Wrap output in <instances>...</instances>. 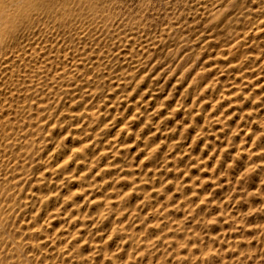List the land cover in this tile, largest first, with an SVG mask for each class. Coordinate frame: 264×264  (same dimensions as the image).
Here are the masks:
<instances>
[{
    "label": "rangeland",
    "instance_id": "1",
    "mask_svg": "<svg viewBox=\"0 0 264 264\" xmlns=\"http://www.w3.org/2000/svg\"><path fill=\"white\" fill-rule=\"evenodd\" d=\"M25 4L0 23V110L6 109L0 111V142L4 141L0 143V264H206V260L207 264H264V0H26Z\"/></svg>",
    "mask_w": 264,
    "mask_h": 264
},
{
    "label": "bare ground",
    "instance_id": "2",
    "mask_svg": "<svg viewBox=\"0 0 264 264\" xmlns=\"http://www.w3.org/2000/svg\"><path fill=\"white\" fill-rule=\"evenodd\" d=\"M25 1H26V0H0V23H1V21H3V20L5 21L4 23H6V20H8L9 18L14 17V15H16V11L14 10L15 7H16V9H18V10H22V9H24L25 6H26ZM42 4H43V3H42ZM229 6H230V5H229ZM216 7H217V6H216ZM82 10H83V9H82ZM90 13H91V12H90ZM214 13H215V12H214ZM214 15H215V14H214ZM42 17H43V16H42ZM5 19H6V20H5ZM9 20H10V19H9ZM9 20H8V21H9ZM260 21H261V20H260ZM9 24H10V23H9ZM33 24H34V22H33ZM3 25H4V24H3ZM3 25H2V26H3ZM13 25H14V24H13ZM31 25H32V24H31ZM34 25H35V24H34ZM34 25H33V26H34ZM59 25H60V24H59ZM15 26H16V25H15ZM33 26H32V27H33ZM5 27H6V26H5ZM30 27H31V26H30ZM32 27H31V28H32ZM50 27H51V26H50ZM50 27H49V28H50ZM3 28H4V27H3ZM7 28H8V27H7ZM13 28H14V27H13ZM63 28H64V27H63ZM258 28H259V27H258ZM260 28H261V27H260ZM262 28H263V27H262ZM0 29H1V31H3V30H2V27H1ZM263 29H264V28H263ZM14 30H16V29H14ZM17 30H18V29H17ZM19 30H20V29H19ZM4 31H5V29H4ZM11 31H12V29H10V32H11ZM258 32H259V31H258ZM259 33H260V32H259ZM0 34H1V32H0ZM17 34H20V33H17ZM256 35H257V34H256ZM254 36H255V35H254ZM14 39H15V38H14ZM16 39H17V38H16ZM254 39H255V38H254ZM15 41H16V40H15ZM17 41H18V40H17ZM17 41H16V42H17ZM58 43H59V42H58ZM60 43H61V42H60ZM14 44H15V42H14ZM63 44H64V43H63ZM17 45H18V43H17ZM2 46H3V45H2ZM5 46H6V45H5ZM12 47H13V46H12ZM12 47H11V49H12ZM36 47H37V45H36ZM18 48H19V47H18ZM43 48H44V47H43ZM30 49H31V48H30ZM235 49H237V48H235ZM44 50H45V49H44ZM238 50H239V49H238ZM31 51H32V50H31ZM58 51H59V50H58ZM58 51H57V52H58ZM16 52H17V51H16ZM28 52H29V51H28ZM28 52H27V53H28ZM32 52H33V51H32ZM45 52H46V51H45ZM239 52H240V50L238 51V53H239ZM8 53H9V52H8ZM14 53H15V52H14ZM17 53H18V52H17ZM17 53H15V54H17ZM11 54H12V53H11ZM7 55H8V54H7ZM13 55H14V54H13ZM20 55L22 56L23 54H20ZM64 55H65V54H64ZM9 56H10V55H9ZM9 56H8V57H9ZM21 56H18V57H21ZM10 57H11V56H10ZM10 57H9V58H10ZM15 57H16V56H15ZM46 57H47V56H46ZM51 57H52V56H51ZM51 57H50V58H51ZM53 57H54V56H53ZM53 57H52V58H53ZM9 58H8V59H9ZM26 58H29V55H28V57H26ZM26 58H25V60H26ZM33 58H34V57H33ZM41 58H42V57H41ZM41 58H40V60H41ZM43 58H44V57H43ZM46 59H47V58H46ZM46 59H45V61H46ZM259 59H260V58H259ZM16 60H17V59H16ZM21 60H22V59H21ZM54 60H55V59H54ZM263 60H264V59H263ZM4 61H5V60H4ZM17 61H18V60H17ZM23 61H24V60H23ZM30 61H31V60H30ZM32 61H33V60H32ZM60 61H61V60H60ZM91 61H92V60H91ZM91 61H90V62H91ZM261 61H262V60H261ZM15 62H16V61H15ZM15 62H14V63H15ZM24 62H25V61H24ZM28 62H29V61H28ZM53 62H54V61H53ZM53 62H52V63H53ZM58 62H59V61H58ZM94 62H96V61H94ZM0 63L2 64L3 62L1 61ZM14 63H13V64H14ZM22 63H23V62H21V64H22ZM44 63H45V62H44ZM60 63H61V62H60ZM1 64H0V66H1ZM15 64H16V63H15ZM21 64H20V65H21ZM25 64H26V63H25ZM37 64H38V63H37ZM37 64H36V66H37ZM47 64H48V63H47ZM94 64H95V63H93V65H94ZM8 65H9V64H8ZM10 65H11V63H10ZM31 65H32V64H31ZM31 65L28 64L27 66H31ZM59 65H60V64H59ZM63 65H64V64H63ZM46 66H47V65H46ZM53 66H54V65H53ZM7 67L9 68V66H7ZM7 67H5V68H7ZM12 67H14V66H12ZM22 67H23V66H22ZM41 67H43V66H41ZM1 68H2V67H1ZM46 68H47V67H46ZM52 68H54V67H52ZM57 68H59V67H57ZM92 68H93V67H92ZM3 69H4V68H3ZM12 69H13V68H12ZM19 69H20V68H19ZM26 69H28V68H26ZM7 70H10V69H7ZM16 70H17V69H16ZM36 70H37V68H36ZM56 70H57V69H56ZM1 71H2V70H1ZM11 71H12V70H11ZM14 71H15V70H14ZM21 71H22V70H20V73H21ZM26 71H27V70H26ZM42 71H43V70H42ZM50 71H53V69L50 70ZM58 71H59V70H58ZM64 71H65V70H64ZM244 71H245V70H244ZM15 72H16V71H15ZM22 72H23V71H22ZM31 72H32V71H31ZM43 72H44V71H43ZM65 72H66V71H65ZM0 73H2V72H0ZM18 73H19V72H18ZM49 73H50V72H49ZM59 73H62V72H59ZM13 74H14V72H13ZM23 74H24V73H23ZM30 74H31V73H30ZM30 74H29V76H30ZM33 74H34V72H33ZM33 74H31V75H33ZM37 74H38V73H36L35 75L37 76ZM42 74H43V73H42ZM51 74H52V73H51ZM51 74H50V75H51ZM54 74H55V73H54ZM65 74H66V73H65ZM65 74H64V75H65ZM5 75L7 76V73H5ZM50 75H49V76H50ZM58 75H60V74H58ZM62 75H63V74H62ZM70 75H71V74H70ZM85 75H86V74H85ZM145 75H146V74H145ZM179 75H180V74H179ZM8 76H9V74H8ZM25 76H27V74H26ZM25 76H24V77H25ZM53 76H54V75H53ZM55 76H56V75H55ZM95 76H96V75H95ZM235 76H237V75H235ZM3 77H4V76H3ZM12 77H13V75H12ZM15 77H16V76H15ZM15 77H14V78H15ZM20 77H21V76H20ZM24 77H22V78H24ZM41 77H43V75H42ZM57 77L59 78V76H57ZM62 77H63V76H62ZM67 77H70V76H67ZM67 77H66V78H67ZM71 77H72V76H71ZM71 77H70V79H71ZM7 78H8V77H7ZM22 78H21V80H22ZM31 78L33 79L32 76H31ZM51 78H53V77H51ZM66 78H65V79H66ZM153 78H154V77H153ZM1 79H2V78H1ZM3 79H4V78H3ZM26 79H27V78H26ZM41 79H42V78H41ZM48 79H49V78H48ZM48 79H47V80H48ZM55 79H56V77H54V81H55ZM13 80H14V79H13ZM15 80H16V79H15ZM6 81H7V80H6ZM26 81H28V80H26ZM34 81H35V80H34ZM34 81H33V82H34ZM44 81H46V79H45ZM56 81H57V80H56ZM64 81H65V80H64ZM1 82H2V81H1ZM9 82H10V80H9ZM50 82H51V81H50ZM59 82H60V81H59ZM15 83H16V82H15ZM25 83H26V82H25ZM48 83H49V81H48ZM53 83H55V82H53ZM0 84H1V83H0ZM4 84H5V83H4ZM11 84H12V83H11ZM11 84H10V86H11ZM20 84H22V83L20 82ZM34 84H35V83H34ZM34 84H33V85H34ZM51 84H52V83H51ZM63 84H64V83H63ZM6 85H7V84H6ZM15 85H16V84H15ZM39 85H40V84H39ZM58 85H59V83H58ZM2 86H3V85H2ZM36 86H37V85H36ZM41 86L44 87V85H41ZM41 86H40V87H41ZM53 86H54V85H53ZM69 86H70V85H69ZM69 86H68V87H69ZM71 86H72V84H71ZM8 87H9V85H8ZM17 87H18V86H17ZM24 87H25V85H24ZM24 87H23V88H24ZM45 87L47 88V86H45ZM45 87H44V88H45ZM55 87H56V86H55ZM77 87H78V86H77ZM77 87H76V88H77ZM12 88H13V87H12ZM14 88H15V87H14ZM27 88H29V87H27ZM27 88H26V89H27ZM32 88H33V87H32ZM35 88H37V87H35ZM20 89H21V88H20ZM20 89H19V90H20ZM61 89H63V88H61ZM67 89H68V88H67ZM71 89H72V88H71ZM185 89H186V88H185ZM185 89H184V90H185ZM5 90H6V89H5ZM27 90H28V89H27ZM44 90H45V89H44ZM59 90H60V89H59ZM59 90H58V91H59ZM63 90H66V89H63ZM184 90H183V91H184ZM202 90H203V89H202ZM3 91H4V90H3ZM36 91H38V90H36ZM36 91H35V92H32V93H35V94H36ZM41 91H42V90H41ZM41 91H40V92H41ZM47 91H49V90H47ZM56 91H57V90H56ZM68 91H69V89H68ZM6 92H7V91H6ZM8 92H9V91H8ZM24 92H25V91H24ZM30 92H31V91H30ZM10 93H11V91H10ZM41 93H43V92H41ZM41 93H40V94H41ZM57 93H58V92H57ZM62 93H63V92H62ZM67 93H68V92H67ZM71 93H72V92H71ZM71 93H69L68 95H70ZM91 93H92V92H91ZM169 93H170V92H169ZM6 94H7V93H6ZM13 94H14V93H13ZM35 94H34V95H35ZM43 94H44V93H43ZM46 94H47V93H46ZM48 94L50 95L51 93L49 92ZM48 94H47V95H48ZM65 94H66V92H65ZM4 95H5V94H4ZM34 95H33V96H34ZM38 95H39V94H38ZM59 95H60V94H59ZM168 95H169V94H168ZM1 96H2V95H1ZM19 96H20V95H19ZM42 96H43V95H42ZM42 96H41V97H42ZM50 96H51V95H50ZM55 96H56V95H55ZM60 96H61V95H60ZM72 96H73V95H72ZM41 97H38V98H41ZM58 97H59V96H57V98H58ZM61 97H62V96H61ZM65 97H66V96H65ZM75 97H76V96H75ZM30 98H31V97H29V99H30ZM35 98H36V96H35ZM46 98H47V97H46ZM51 98H52V97H51ZM59 98H60V97H59ZM62 98H63V97H62ZM62 98H61V99H62ZM67 98H68V97H67ZM13 99H14V98H13ZM18 99H19V98H18ZM27 99H28V98H27ZM29 99H28V100H29ZM36 99H37V98H36ZM42 99H43V98H42ZM42 99H40V100H42ZM72 99H73V97H72ZM14 100H15V99H14ZM48 100H49V99H48ZM52 100H53V99H52ZM52 100H51V101H52ZM63 100H65V99H63ZM63 100H62V101H63ZM161 100H162V99H161ZM17 101H19V100H17ZM20 101H21V100H20ZM20 101H19V103H20ZM42 101H43V100H42ZM12 102H13V101H12ZM25 102H26V101H25ZM25 102H24V103H25ZM55 102H57V101H55ZM60 102H61V101H60ZM60 102H59V103H60ZM64 102H65V101H64ZM71 102H72V101H71ZM208 102H209V101H208ZM14 103H15V102H14ZM32 103H33V102H32ZM36 103H37V102H36ZM39 103H40V101H39ZM51 103H52V102H51ZM74 103H76V102H74ZM191 103H192V102H191ZM21 104H22V103H21ZM29 104H30V101H29ZM70 104H72V103H70ZM7 105H8V104H7ZM22 105H24V104H22ZM31 105H32V104H31ZM31 105H30V106H31ZM33 105H34V103H33ZM41 105H42V104H41ZM44 105H45V104H44ZM55 105H56V104H55ZM75 105H76V104H75ZM11 106H12V105H11ZM26 106H27V105H26ZM30 106H29V107H30ZM57 106H58V105H57ZM61 106H62V105H61ZM65 106H66V105H65ZM6 107H7V106H6ZM18 107H19V106H18ZM34 107H35V105H34ZM37 107H38V105L36 106V108H37ZM41 107H42V106H41ZM49 107H50V106H49ZM71 107H73V106H71ZM71 107H70V108H71ZM212 107H213V105H212ZM2 108H3V106H2ZM45 108H46V107H45ZM51 108H52V105H51ZM51 108H50V109H51ZM54 108H55V106H54ZM56 108H58V107H56ZM56 108H55L54 110H56ZM65 108H66V107H65ZM11 109H12V108H11ZM17 109H18V108H16V111H17ZM22 109H24V108H22ZM22 109H21V110H22ZM29 109H30V108H29ZM33 109H34V108H33ZM52 109H53V108H52ZM62 109H64V108H62ZM62 109H61V110H62ZM85 109H86V108H85ZM91 109H92V108H91ZM100 109H102V108H100ZM172 109H173V108H172ZM5 110H6V109H5ZM5 110H3V111H5ZM9 110H10V109H9ZM37 110H38V109H37ZM44 110H45V109H44ZM47 110H48V109H47ZM65 110H66V109H65ZM87 110H88V109H86V111H85V110H84V111L87 112ZM89 110H90V109H89ZM89 110H88V111H89ZM0 111H1V110H0ZM3 111H1V113H2ZM27 111H28V110H27ZM33 111H34V110H33ZM59 111H60V110H59ZM78 111H79V110H77V112H78ZM80 111H81V110H80ZM80 111H79V112H80ZM100 111H101V110H100ZM31 112H32V111H31ZM43 112H46V110H45V111H42V113H43ZM55 112H56V111H55ZM55 112H54V113H55ZM72 112H73V111H72ZM74 112H76L75 109H74ZM95 112H96V109H95ZM1 113H0V114H1ZM59 113H60V112H59ZM61 113L63 114V112H61ZM68 113L70 114V112H68ZM81 113H82V112H81ZM91 113H92V112H91ZM11 114H12V113H11ZM11 114H10V115H11ZM18 114H19V113H18ZM30 114H31V113H30ZM45 114H46V113H45ZM57 114H58V112L56 113V115H57ZM64 114H65V113H64ZM73 114H75V113H73ZM84 114H85V113H84ZM87 114H89V113H87ZM95 114H96V113H95ZM101 114H102V113H101ZM23 115H24V114H23ZM23 115H21V116H23ZM39 115H40V114H39ZM49 115H50V113H49ZM56 115H54V116H56ZM71 115H72V114H71ZM71 115H70V116H71ZM80 115L83 116L82 114H80ZM80 115L78 114L77 116H80ZM16 116H17V115H16ZM19 116H20V114H19ZM24 116H25V115H24ZM60 116H62V115H60ZM60 116H58L57 119H59ZM63 116H64V115H63ZM66 116H67V115H66ZM72 116H73V115H72ZM89 116H90V114H89ZM101 116H102V115H101ZM12 117H13V116H12ZM33 117H34V116H33ZM38 117H39V116H38ZM47 117H48V116H47ZM83 117H84V116H83ZM51 118H52V117L50 116L49 121H50ZM54 118H56V117H54ZM54 118H53V119H54ZM61 118H62V117H61ZM68 118H69V117H68ZM74 118H75V116H74ZM98 118H99V117H98ZM100 118H101V117H100ZM191 118H192V117H191ZM240 118H241V117H240ZM9 119H10V118H9ZM39 119H40V118H39ZM78 119H79V118H78ZM81 119H82V118H81ZM83 119H84V118H83ZM11 120H12V119H11ZM27 120H28V119H27ZM33 120H34V119H33ZM72 120H73V119H72ZM72 120H71V121H72ZM85 120H87V119H85ZM89 120H91V119H89ZM92 120H93V119H92ZM94 120H95V118H94ZM97 120H98V119H97ZM257 120H258V119H257ZM257 120H256V121H257ZM263 120H264V119H263ZM5 121H6V120H5ZM21 121H22V118H21ZM25 121H26V120H25ZM25 121H24V122H25ZM29 121H30V120H29ZM49 121L47 120L46 122L48 123ZM59 121H60V120H59ZM64 121H65V120H64ZM69 121H70V120H69ZM76 121H77V119H76ZM79 121H80V120H79ZM79 121H78V122H79ZM81 121H82V120H81ZM99 121H100V120H99ZM7 122H10V120H8ZM13 122H14V121H13ZM33 122H34V121H33ZM57 122H58V121H57ZM65 122H66V121H65ZM101 122H102V121H101ZM159 122H160V121H159ZM18 123H19V122H18ZM21 123H22V122H21ZM27 123H28V122H27ZM27 123H25V124H27ZM29 123H30V122H29ZM38 123H39V121L37 122V124H38ZM50 123H51V122H50ZM52 123H53V122H52ZM58 123H59V122H58ZM67 123H68V122H67ZM70 123H71V122H70ZM74 123H75V122H74ZM86 123H87V122H86ZM91 123H92V122H91ZM237 123H238V122H237ZM237 123H236V125H237ZM2 124H3V122H2ZM4 124H5V123H4ZM16 124H17V123H16ZM22 124H23V123H22ZM22 124H21V125H22ZM40 124H41V123H39V126H41ZM45 124H46V123H45ZM56 124H57V123H56ZM56 124H55V126L57 127L59 124H58V125H56ZM83 124H84V121H83ZM83 124H82V125H83ZM97 124H98V122H97ZM258 124H259V123H258ZM10 125H11V123H10ZM13 125H14V124H13ZM23 125H24V124H23ZM29 125H31V123H30ZM42 125H43V124H42ZM46 125H47V124H46ZM64 125H65V124H64ZM86 125H87V124H86ZM94 125H95V124H94ZM101 125H102V124H101ZM14 126H15V125H14ZM19 126H20V124H19ZM34 126H36V125H34ZM34 126H33V129H34ZM44 126H45V125H44ZM83 126L86 127L85 124H84ZM257 126H259V125H257ZM261 126H262V125H261ZM15 127H16V126H15ZM23 127H25V126H23ZM31 127H32V126H31ZM56 127H55V129H56ZM70 127H71V124H70ZM92 127H94V126H92ZM97 127H98V126H97ZM97 127H95V128H97ZM100 127H101V126H100ZM123 127H124V126H122V129H123ZM5 128H6V127H5ZM21 128H22V127H21ZM36 128H37V127H36ZM40 128H41V127H40ZM42 128H43V127H42ZM49 128H50V127H49ZM80 128H81V127H80ZM80 128H79V129H80ZM98 128H99V127H98ZM98 128H97V129H98ZM120 128H121V127H120ZM252 128H253V127H252ZM254 128H256V127H254ZM13 129H14V128H13ZM24 129H25V128H24ZM29 129H30V128H29ZM47 129H48V128H47ZM55 129H53V130H55ZM61 129H62V128H61ZM72 129H73V128H72ZM88 129H89V128H87V131H88ZM90 129H91V128H90ZM7 130H8V129H7ZM20 130H21V129H20ZM51 130H52V129H51ZM74 130H75V129H74ZM76 130H77V129H76ZM84 130H85V129H84ZM84 130H83V131H84ZM119 130H121V129H119ZM257 130H258V129H257ZM260 130H261V129H260ZM18 131H19V130H18ZM22 131H23V130H22ZM25 131H26V130H25ZM29 131H31V130H29ZM32 131H33V130H32ZM38 131L40 132V130H38ZM38 131H35V132H38ZM64 131H65V130H64ZM69 131H71V130L69 129V130H68V133H70ZM85 131H86V130H85ZM91 131H92V130H91ZM255 131H256V130H255ZM255 131H254V132H255ZM258 131H259V130H258ZM2 132H3V131H2ZM6 132H7V131H6ZM13 132H14V131H13ZM20 132H21V131H20ZM27 132H28V131H27ZM27 132H26V133H27ZM42 132H44V131H42ZM50 132H51V131H50ZM56 132H57V131H56ZM78 132H79V131H78ZM88 132H89V131H88ZM119 132H120V131H119ZM121 132H122V131H121ZM247 132H248V131H247ZM9 133H10V132H9ZM9 133H7V136H8ZM17 133H18V132H17ZM26 133H25V135H26ZM51 133H52V132H51ZM58 133H59V129H58ZM60 133H61V132H60ZM68 133H67V134H68ZM71 133H72V132H71ZM83 133H85V132H83ZM90 133H91V132H90ZM116 133H117V132H116ZM250 133H251V132H250ZM12 134H13V133H12ZM15 134H16V133H15ZM29 134H30L29 136H31V135H32V132H29ZM44 134H45V133H44ZM47 134H48V133H47ZM75 134H76V133H75ZM86 134H88V133H86ZM242 134H243V133H242ZM244 134H245V133H244ZM244 134H243V135H244ZM252 134H253V133H252ZM16 135H18V134H16ZM25 135H23V136H25ZM34 135H35V134H34ZM61 135H62V134H61ZM80 135H81V134H80ZM80 135H79V137H80ZM84 135H85V134H84ZM88 135H89V134H88ZM88 135H87V136H88ZM93 135H94V134H93ZM119 135H120V134H119ZM245 135H246V134H245ZM9 136H10V135H9ZM21 136H22V135H21ZM32 136H33V135H32ZM42 136H43V135H42ZM42 136H41V137H42ZM46 136H47V135H46ZM48 136H49V134H48ZM50 136H51V135H50ZM50 136H49V137H50ZM65 136H66V134H64L63 137H65ZM68 136H69V135H68ZM89 136H90V135H89ZM94 136H95V135H94ZM113 136H114V135H113ZM113 136H112V137H113ZM250 136H251V135H250ZM26 137H27V136H26ZM33 137H34V136H33ZM53 137H54V135H53ZM58 137H59V136H58ZM79 137H78V138H79ZM81 137H82V135H81ZM247 137H248V135H247ZM6 138H7V137H6ZM9 138H11V137H9ZM16 138H17V137H16ZM45 138H47V137H45ZM70 138H72V137H70ZM83 138H84V137H83ZM92 138H93V137H92ZM113 138H115V137H113ZM13 139H14V138H13ZM19 139H20V138H19ZM24 139H25V138H23V140H24ZM36 139H39V138H36ZM40 139H41V138H40ZM43 139H44V138H43ZM47 139H48V138H47ZM47 139H46V140H47ZM60 139H62V138H60ZM74 139H75V138H74ZM88 139H89V138H88ZM88 139H87V140H88ZM97 139H98V138H97ZM118 139H119V137H118ZM243 139H244V138H243ZM250 139H251V138H250ZM7 140H8V139H7ZM31 140H32V139H31ZM34 140H35V138H34ZM54 140H55V139H54ZM67 140H68V139H67ZM69 140H70V139H69ZM75 140H76V139H75ZM75 140H74V141H75ZM109 140H110V139H109ZM126 140H127V139H126ZM244 140H245V139H244ZM244 140H242V141L244 142ZM247 140H248V139H247ZM26 141H27V140H26ZM29 141H30V140H29ZM43 141H44V140H43ZM43 141H42L41 143H43ZM52 141H53V140H52ZM55 141H58V140H55ZM64 141H65V140H64ZM70 141H71V140H70ZM81 141H82V139H81ZM128 141H129V140H128ZM250 141H251V140H250ZM250 141H248V142H250ZM1 142H4L3 139H2ZM1 142H0V143H1ZM9 142H10V141H9ZM9 142H8V143H9ZM12 142H13V140H12ZM20 142H21V141H20ZM30 142H31V141H30ZM34 142H36V141H33V143H34ZM38 142H39V140H38ZM49 142H51L50 139H49ZM49 142H45V143H48V145H49ZM65 142H66V141H65ZM67 142H68V141H67ZM89 142H92V141H89ZM106 142H107V141H106ZM110 142H111V140H110ZM123 142H124V141H123ZM191 142H192V141H191ZM253 142H254V139H253ZM253 142H252V143H253ZM259 142H260V141H259ZM8 143H6V145H7ZM17 143H18V142H17ZM17 143H15V144H17ZM27 143H28V142H27ZM27 143H25V144H27ZM31 143H32V142H31ZM31 143H30L29 145H32ZM51 143H53V142H51ZM63 143H64V142H63ZM77 143L79 144V142H77ZM97 143H98V142H97ZM111 143H112V142H111ZM124 143H125V142H124ZM124 143H123V144H124ZM130 143H131V142H130ZM244 143H245V142H244ZM246 143H247V141H246ZM260 143H261V142H260ZM13 144H14V143H13ZM35 144H36V143H35ZM35 144H34V145H35ZM43 144H44V143H43ZM58 144H59V142H58ZM64 144H65V143H64ZM73 144H75V143H73ZM84 144H85V143H84ZM86 144H87V143H86ZM104 144H107V143H104ZM127 144H128V143H127ZM191 144H192V143H191ZM247 144H248V143H247ZM254 144H256V143H254ZM18 145H19V143H18ZM27 145H28V144H27ZM48 145H46V146H48ZM52 145H54V144H52ZM62 145H63V144H62ZM65 145H66V144H65ZM87 145H88V144H87ZM87 145H86V146H87ZM89 145H91V144H89ZM99 145H100V144H99ZM99 145H98V147H99ZM108 145H109V144H108ZM251 145H252V144H251ZM11 146H12V145H11ZM20 146H22V144H20ZM24 146H25V145H24ZM57 146H58V145H57ZM57 146H55V147H57ZM71 146H73V145H71ZM86 146H85V147H86ZM105 146H106V145H105ZM110 146H111V145H110ZM116 146H117V145H116ZM118 146H119V144H118ZM128 146H130V145L128 144ZM131 146H132V145H131ZM254 146H255V145H254ZM254 146H253V148H254ZM7 147H8V146H7ZM29 147H30V146H29ZM59 147H60V146H59ZM64 147H65V146H64ZM69 147H70V146H69ZM188 147H189V146H188ZM255 147H256V146H255ZM257 147H258V146H257ZM257 147H256V148H257ZM262 147H263V146H262ZM262 147H261V148H262ZM1 148H2V147H1ZM13 148H14V147H13ZM22 148H24V147L22 146ZM33 148H34V147H33ZM43 148H44V147H43ZM51 148H52V147H51ZM70 148H71V147H70ZM76 148H77V147H76ZM106 148H108V147H106ZM240 148H241V147H240ZM256 148H255V149H256ZM6 149H7V148H6ZM6 149H5V150H6ZM15 149H16V148H15ZM54 149H55V148H54ZM66 149H67V148H66ZM79 149H80V148H79ZM84 149H85V148H84ZM88 149H91V148H88ZM108 149H109V148H108ZM250 149H251V148H250ZM257 149H258V148H257ZM16 150H17V149H16ZM51 150H52V149H51ZM69 150H70V149H69ZM95 150H97V148H96ZM253 150H254V149H253ZM13 151H14V150H13ZM21 151H22V150H21ZM28 151H29V150H28ZM41 151H42V150H41ZM48 151H49V150H48ZM56 151H57V149L54 150L53 154L56 155V154H57V153H55ZM58 151H59V150H58ZM58 151H57V152H58ZM66 151H67V150H66ZM70 151H71V150H70ZM84 151H85V150H84ZM97 151H98V150H97ZM108 151H109V150H108ZM118 151H119V150H118ZM0 152H1V151H0ZM2 152H3V151H2ZM43 152H44V150H43ZM43 152H42V153H43ZM63 152H64V151H63ZM79 152H80V151H79ZM79 152H78V153H79ZM89 152H90V151H89ZM123 152H124V151H123ZM238 152H239V151H238ZM254 152H255V151H254ZM7 153H8V150H7ZM31 153H32V152H31ZM47 153H48V152H47ZM51 153H52V152H51ZM51 153H50V155H51ZM80 153H81V152H80ZM90 153H91V152H90ZM90 153H89V154H90ZM106 153H107V152H106ZM119 153H120V152H119ZM258 153H259V151H258ZM258 153H257V155H258ZM12 154H13V153H12ZM64 154H65V153H64ZM70 154H71V153H70ZM70 154H69V155H70ZM91 154H92V153H91ZM93 154L95 155V153H93ZM100 154H101V153H100ZM121 154H122V153H121ZM123 154H125V153H123ZM128 154H129V153H128ZM238 154H239V153H238ZM22 155H23V154H22ZM59 155H60V154H59ZM65 155H66V154H65ZM73 155H74V154H73ZM80 155H81V154H80ZM83 155H84V154H83ZM83 155H82V156H83ZM86 155H87V154H86ZM141 155H142V154H141ZM144 155H145V154H144ZM254 155H255V154H254ZM57 156H58V154L56 155V157H57ZM84 156H85V155H84ZM89 156H90V155H89ZM89 156H88V157H89ZM91 156H92V155H91ZM96 156H99V155H96ZM100 156H101V155H100ZM100 156H99V157H100ZM117 156H118V155H117ZM218 156H219V155H218ZM243 156H244V155H243ZM252 156H253V155H252ZM30 157H32V155H31ZM79 157H80V156H79ZM103 157H104V154H103ZM260 157H261V156H260ZM35 158H36V157H35ZM40 158H42V157H40ZM68 158H69V157H68ZM73 158H74V157H73ZM73 158H71V160H73ZM82 158H83V157H82ZM82 158H81V159H82ZM85 158H87V157H85ZM110 158H111V157H110ZM247 158H248V157H247ZM247 158H246V160H247ZM25 159H27V158H25ZM30 159H31V158H30ZM45 159H46V158H45ZM45 159H44V160H45ZM52 159H53V156H52ZM52 159H51V160H52ZM65 159H66V157H65ZM75 159H76V158H75ZM81 159H80V160H81ZM102 159H103V158H102ZM102 159H101V160H102ZM137 159H138V157H137ZM2 160H3V159H2ZM19 160H20V159H19ZM23 160H24V159H23ZM44 160H43V161H44ZM57 160H58V159H57ZM68 160H69V159H67L66 161H68ZM71 160H70V161H71ZM95 160H96V159H95ZM140 160H141V159H140ZM243 160H244V159H243ZM249 160H250V159H249ZM249 160H248V162H249ZM25 161H26V160H25ZM28 161H29V160H27V163H28ZM40 161H41V160H40ZM52 161H53V160H52ZM73 161H74V160H73ZM76 161H78V160H76ZM92 161H93V160H92ZM104 161H105V160H104ZM113 161H115V160L113 159ZM143 161H144V160H143ZM143 161H142V164L144 165ZM10 162H11V159H10ZM14 162H15V161H14ZM19 162H20V161H19ZM49 162H50V161H49ZM61 162H64V161L62 160ZM110 162H111V161H110ZM250 162H251V161H250ZM17 163H18V162H17ZM56 163H57V162H56ZM65 163H66V162H65ZM67 163H68V162H67ZM72 163H74V162H72ZM78 163H79V162H78ZM13 164L15 165V163H13ZM19 164H20V163H19ZM45 164H47V163L45 162ZM59 164H60V163H59ZM142 164H141V165H142ZM261 164H262V163H261ZM20 165H21V164H20ZM26 165H27V164H26ZM39 165H40V164H39ZM43 165H44V164H43ZM48 165H49V164H48ZM50 165H52V164H50ZM66 165H67V164H66ZM70 165H71V164H70ZM70 165H68V167H69ZM72 165H73V164H72ZM78 165H79V164H78ZM100 165H101V164H100ZM104 165H105V164H104ZM109 165H110V164H109ZM113 165H114V164H113ZM16 166H17V164H16ZM40 166H41V165H40ZM81 166H82V165H81ZM83 166H84V165H83ZM92 166H93V165H91V167H92ZM258 166H260V164H259ZM44 167H45V166H44ZM47 167H49V166H47ZM61 167H63V165H61ZM61 167H60V168H61ZM64 167H65V165H64ZM84 167H87V166L85 165ZM103 167H104V166H103ZM139 167H140V166H139ZM214 167H215V166H214ZM243 167H244V166H243ZM10 168H11V167H10ZM10 168H9V169H10ZM50 168H52V166H51ZM58 168H59V165H58ZM77 168H78V167H77ZM77 168H76V170H77ZM93 168H94V167H93ZM110 168H111V167H110ZM143 168H144V167H143ZM238 168H241V167H238ZM259 168H260V167H259ZM9 169H8V170H9ZM12 169H13V168H12ZM12 169H11V171H12ZM14 169H15V167H14ZM37 169H38V168H37ZM53 169H54V168H53ZM79 169H80V168H79ZM111 169H112V168H111ZM116 169H117V168H116ZM116 169H115V170H116ZM18 170H19V169H17V171H18ZM40 170H41V169H40ZM50 170H51V169H50ZM54 170H55V169H54ZM56 170H57V169H56ZM67 170H68V169H67ZM84 170H85V169H84ZM96 170H97V169H96ZM99 170H100V169H99ZM102 170H103V169H102ZM102 170H101V171H102ZM106 170H108V169L106 168ZM141 170H142V169H141ZM143 170H144V169H143ZM236 170H237V169H236ZM257 170H258V169H257ZM52 171H53V170H52ZM52 171H51V172H52ZM82 171H83V169H82ZM110 171H111V170H110ZM122 171L124 172V170H122ZM128 171H129V170H128ZM211 171H212V170H211ZM237 171H238V170H237ZM263 171H264V170H263ZM39 172H40V171H39ZM53 172H55V171H53ZM53 172H52V173H53ZM67 172H68V171H67ZM74 172H75V171H74ZM78 172H79V171H78ZM86 172H87V171H86ZM107 172H108V171H107ZM111 172H112V171H111ZM114 172H115V171H113V173H114ZM8 173H9V172H8ZM45 173H46V172H45ZM59 173H60V172H59ZM75 173H76V172H75ZM75 173H74V174H75ZM108 173L110 174V172H108ZM108 173H106V174H108ZM125 173H126V172H125ZM131 173H132V172H131ZM137 173H138V172H137ZM157 173H158V172H157ZM211 173H212V172H211ZM237 173H238V172H237ZM60 174H61V173H60ZM77 174H78V173H77ZM86 174H87V173H86ZM88 174H89V173H88ZM88 174H87V175H88ZM90 174H91V173H90ZM94 174H95V173H94ZM98 174H99V173H98ZM106 174H105V175H106ZM109 174H108V175H109ZM114 174H115V173H114ZM116 174H117V172H116ZM138 174H139V173H138ZM155 174H156V173H155ZM204 174H205V173H204ZM231 174H233V173H231ZM235 174H236V173H235ZM254 174H255V173H254ZM5 175H6V173H5ZM5 175H4V176H5ZM54 175H55V174H54ZM56 175H57V174H56ZM110 175H112V174H110ZM110 175H109V176H110ZM132 175H133V174H132ZM135 175H136V174H135ZM146 175H147V174H146ZM252 175H253V174H252ZM8 176H9V175H8ZM15 176H16V175H15ZM126 176H127V175H126ZM126 176H125V177H126ZM137 176H138V175H137ZM168 176H169V175H168ZM187 176H189V175H187ZM239 176H240V175H239ZM18 177H19V176H18ZM18 177H17V178H18ZM80 177H81V176H80ZM95 177H96V176H95ZM145 177H146V176H145ZM160 177H161V176H160ZM202 177H203V176H202ZM8 178H9V177H8ZM53 178H54V177H53ZM60 178H62V177H60ZM81 178H82V177H81ZM89 178H90V177H89ZM114 178H115V177H114ZM126 178H127V177H126ZM130 178H131V177H130ZM134 178H136V177H134ZM169 178H171V177H169ZM184 178H186V176H185ZM213 178H214V177H213ZM237 178H239V177H237ZM261 178H262V177H261ZM1 179H2V178H1ZM9 179H10V178H9ZM20 179H21V178H19V180H20ZM41 179H43V178H41ZM82 179H84V178H82ZM95 179H96V178H95ZM99 179H100V178H99ZM108 179H110V178L108 177ZM144 179H145V178H143V182H144ZM196 179H197V178H196ZM247 179H248V178H247ZM253 179H254V178H253ZM5 180H6V179H5ZM53 180H54V179H53ZM55 180H56V179H55ZM85 180H86V179H85ZM182 180H184V179H182ZM211 180H212V179H211ZM232 180H233V179H232ZM7 181H8V180H6V182H7ZM11 181H12V180H11ZM13 181H14V179H13ZM80 181H81V180H80ZM82 181H84V180H82ZM82 181H81V183H82ZM90 181H91V180H90ZM107 181H109V180H107ZM113 181H114V180H113ZM128 181H129V180H128ZM130 181L132 182V178H131ZM172 181H173V179H172ZM187 181H188V179H187ZM198 181H200V180H198ZM212 181H213V180H212ZM241 181H242V180H241ZM254 181H255V180H254ZM2 182H3V179H2ZM65 182H67V181H65ZM105 182H106V181H105ZM118 182H119V181H118ZM118 182H116V183H118ZM15 183H16V182H15ZM31 183H32V181L30 182V184H31ZM95 183H96V182H95ZM120 183H123V182L120 181ZM120 183H119V184H120ZM132 183H133V182H132ZM135 183H137V182H135ZM150 183H151V182H150ZM169 183H170V182H169ZM194 183H195V182H194ZM204 183L207 184L206 181H205ZM204 183H203V184H204ZM60 184H61V183H60ZM67 184H68V183H67ZM76 184H77V183H76ZM91 184H93V183H91ZM104 184H105V183H104ZM104 184H103V185H104ZM125 184H126V183H125ZM128 184H129V183H128ZM143 184H144V183H143ZM148 184H149V183H148ZM161 184H162V183H161ZM165 184H166V183H165ZM167 184H168V183H167ZM167 184H166V185H167ZM170 184H171V183H170ZM200 184H201V182H200ZM12 185H13V184H12ZM53 185H56V184H53ZM68 185H69V184H68ZM77 185H78V184H77ZM77 185H76V186H77ZM107 185H108V183H107ZM141 185H142V184H141ZM141 185H140L139 187H142ZM157 185H158V184H157ZM163 185H164V183H163ZM189 185H190V184H189ZM197 185H198V183H197ZM215 185H216V184H215ZM239 185H240V184H239ZM0 186H1V185H0ZM10 186H11V185H10ZM49 186H50V185H49ZM63 186H64V185H63ZM66 186H67V185H66ZM74 186H75V185H74ZM76 186H75V187H76ZM91 186H92V185H91ZM101 186H102V185H101ZM101 186H100V187H101ZM109 186H110V185H109ZM109 186H108V188H109ZM118 186H119V185H118ZM127 186H128V185H127ZM129 186H130V185H129ZM143 186H144V185H143ZM173 186H175V185H173ZM173 186H172V187H173ZM176 186H177V182H176ZM262 186H263V185H262ZM35 187H36V186H35ZM42 187H43V186H42ZM51 187H53V186H51ZM51 187H50V189H51ZM59 187H60V186H59ZM98 187H99V186H98ZM98 187H97V188H98ZM106 187H107V186H106ZM114 187H115V186H114ZM130 187H131V186H130ZM134 187H135V185H134ZM137 187H138V186H137ZM144 187H145V186H144ZM167 187L170 188L169 185H167L166 188H167ZM180 187H181V186H180ZM180 187H179V188H180ZM190 187H192V186H190ZM229 187H230V186H229ZM70 188H71V187H70ZM76 188H77V187H76ZM83 188H84V187H83ZM94 188H95V187H94ZM163 188H164V187H163ZM196 188H197V187H196ZM227 188H228V187H227ZM252 188H253V187H252ZM5 189H6V188H5ZM43 189H44V188H43ZM54 189H55V188H54ZM66 189H67V188H66ZM78 189H79V188H78ZM87 189H89V188H87ZM91 189H93V188H91ZM91 189H89V190H91ZM101 189H102V188H101ZM113 189H114V188H113ZM154 189H156V188H154ZM164 189H165V188H164ZM164 189H163V190H164ZM189 189H190V188H189ZM203 189H204V188H203ZM45 190H46V189H45ZM45 190H44V191H45ZM47 190H48V189H47ZM51 190H52V189H51ZM85 190H86V189H85ZM96 190H97V189H96ZM102 190H103V189H102ZM104 190H106V189H104ZM104 190H103V191H104ZM108 190H109V189H108ZM115 190H116V189H115ZM134 190H135V189H134ZM136 190H137V189H136ZM136 190H135V191H136ZM142 190H143V189H142ZM163 190H162V191H163ZM166 190L169 191V189H166ZM173 190H174V189H173ZM185 190H186V189H185ZM187 190H188V189H187ZM199 190H200V189H199ZM227 190H228V189H227ZM229 190H230V189H229ZM261 190H262V189H261ZM263 190H264V189H263ZM60 191H62V190H60ZM93 191H94V190H93ZM119 191L121 192V190H119ZM153 191H154V190H153ZM159 191H160V190H159ZM177 191H178V189H177ZM196 191H197V190H196ZM203 191H204V190H203ZM203 191H201V192H203ZM245 191H246V190H245ZM254 191H255V190H254ZM256 191H257V190H256ZM259 191H260V190H259ZM64 192H65V191H64ZM64 192H63V193H64ZM78 192H79V191H78ZM108 192H109V191H108ZM112 192H113V191H112ZM147 192H148V191H147ZM154 192H155V191H154ZM157 192H158V191H157ZM170 192H171V191H170ZM186 192H188V191H186ZM198 192H199V191H198ZM48 193H49V192H48ZM71 193H72V192H71ZM86 193H87V192H86ZM165 193H166V192H165ZM165 193L163 192V194H165ZM178 193H179V192H178ZM178 193H177V194H178ZM184 193H185V192H184ZM203 193H204V192H203ZM233 193H234V192H233ZM235 193H236V192H235ZM66 194H67V193H66ZM99 194H101V193H99ZM102 194H103V193H102ZM133 194H134V193H133ZM137 194H138V193H137ZM137 194H136V195H137ZM175 194H176V192H175ZM195 194H196V193H195ZM237 194H238V193H237ZM261 194H262V193H261ZM50 195H51V194H50ZM56 195H57V194H55V196H56ZM58 195H59V194H58ZM61 195H62V194H61ZM63 195H64V194H63ZM96 195H97V194H96ZM126 195H127V194H126ZM143 195H144V194H143ZM155 195H156V192H155ZM172 195H173V193H172ZM172 195H171V196H172ZM182 195H183V194H182ZM24 196H25V195H24ZM34 196H36V194H35ZM46 196H47V195H46ZM46 196H45V197H46ZM51 196H53V194H52ZM64 196H66V195H64ZM73 196H74V194H73ZM75 196H76V195H75ZM78 196H79V195H78ZM86 196H87V195H86ZM91 196H92V195H91ZM97 196H98V195H97ZM150 196H151V195H150ZM163 196H164V195H163ZM175 196H176V195H175ZM199 196H200V195H199ZM49 197H50V196H49ZM53 197H54V196H53ZM59 197H60V195H59ZM61 197H62V196H61ZM119 197H120V196H119ZM123 197H124V196H123ZM129 197H130V196H129ZM132 197H133V196H132ZM132 197H130V198H132ZM146 197H147V196H146ZM151 197H152V196H151ZM164 197H165V196H164ZM180 197H181V196H180ZM230 197H231V196H230ZM262 197H264V196H262ZM20 198H21V197H20ZM54 198H55V197H54ZM54 198H52V199H54ZM90 198H91V197H90ZM90 198H89V199H90ZM106 198H107V196H106ZM148 198H149V197H148ZM172 198H173V197H172ZM198 198H199V197H198ZM206 198H208V197H206ZM220 198H222V197L220 196ZM17 199H18V197H17ZM36 199H38V198H36ZM39 199H40V198H39ZM52 199H51V200H52ZM91 199H92V198H91ZM95 199H96V198H95ZM139 199H140V198H139ZM150 199H152V198H150ZM176 199H177V198H176ZM179 199H182V198H179ZM45 200H47V199H45ZM119 200H120V199H119ZM129 200H130V199H129ZM159 200H160V199H159ZM186 200H187V199H186ZM226 200H227V199H226ZM254 200H255V199H254ZM22 201H23V200H22ZM22 201H21V202H22ZM25 201H26V200H25ZM52 201H53V200H52ZM69 201H71V200H69ZM85 201H86V200H85ZM94 201H95V200H94ZM115 201H117V200H115ZM122 201H123V200H122ZM122 201H121V203H122ZM124 201H125V200H124ZM124 201H123V204H124ZM134 201H135V200H134ZM172 201H174V198H173ZM212 201H213V200H212ZM255 201H256V200H255ZM258 201H259V200H258ZM263 201H264V200H263ZM16 202H17V201H16ZM18 202H19V200H18ZM49 202H50V201H49ZM49 202H48V203H49ZM54 202H56V200H55ZM64 202H65V201H64ZM76 202H78V201H76ZM88 202H89V201H88ZM95 202H96V201H95ZM111 202H113V201H111ZM125 202H128V201H125ZM156 202H157V201H156ZM158 202H159V201H158ZM161 202H162V201H161ZM174 202H175V201H174ZM197 202H198V201H197ZM10 203H11V202H10ZM19 203H20V202H19ZM32 203H34V202H32ZM35 203H36V202H35ZM41 203H42V202H41ZM41 203H40V204H41ZM67 203H68V201H67ZM69 203H70V202H69ZM69 203H68V205H69ZM72 203H73V202H72ZM81 203H82V202H81ZM84 203L86 204V202H84ZM99 203H100V202H99ZM104 203H105V202H104ZM116 203H117V202H115V204H116ZM119 203H120V201H119ZM121 203H120V205H121ZM137 203H138V202H137ZM162 203H163V202H162ZM164 203H165V202H164ZM182 203H183V202H182ZM182 203H181V204H182ZM193 203H194V201H193ZM220 203H221V202H220ZM256 203H257V202H256ZM17 204H18V203H17ZM40 204H39V205H40ZM46 204H47V203H46ZM49 204H51V203H49ZM49 204H48V205H49ZM54 204H55V203H54ZM65 204H66V203H65ZM70 204H71V203H70ZM79 204H80V201H79ZM92 204H93V203H92ZM92 204H91V205H92ZM111 204H112V203H111ZM123 204H122L121 207H123ZM126 204H127V203H126ZM134 204H135V202H134ZM138 204H139V203H138ZM140 204H141V203H140ZM143 204H144V203H143ZM151 204H152V203H151ZM184 204H185V203H184ZM195 204H196V202H195ZM210 204H211V203H210ZM232 204H233V203H232ZM242 204H243V203H242ZM242 204H241V205H242ZM48 205H46V206L48 207ZM52 205H53V204H52ZM52 205H51V206H52ZM63 205H64V204H63ZM71 205L73 206V204H71ZM117 205H119V204L117 203ZM129 205H131V204H127V206H129ZM132 205H133V204H132ZM136 205H137V204H136ZM165 205H166V204H165ZM170 205H171V204H170ZM186 205H187V204H186ZM234 205H235V204H234ZM236 205H237V204H236ZM22 206H23V205H22ZM40 206H42V205H40ZM43 206H44V205H43ZM66 206H67V205H66ZM77 206H78V205H77ZM82 206H83V205H82ZM82 206H81V207H82ZM85 206H86V205H85ZM102 206H103V205H102ZM107 206H108V204H107ZM140 206H141V205H140ZM144 206H145V205H144ZM154 206H155V205H154ZM154 206H153V207H154ZM177 206L179 207V204H178ZM181 206H182V205H180V207H181ZM217 206H218V205H217ZM245 206H246V205H245ZM18 207H19V206H18ZM20 207H21V206H20ZM47 207H46V208H47ZM81 207H80V208H81ZM91 207H92V206H91ZM99 207H100V206H98V208H99ZM108 207H109V206H108ZM108 207H107V208H108ZM114 207H115V206H114ZM125 207H126V205H125ZM175 207H176V206H175ZM190 207H192V206H189V209H190ZM197 207H198V206H197ZM208 207H209V206H208ZM2 208H4V207H2ZM7 208H8V207H7ZM40 208H41V207H40ZM40 208H39V209H40ZM51 208H52V207H51ZM51 208H50V209H51ZM67 208H68V207H67ZM112 208H113V207H112ZM116 208H117V207H116ZM136 208H137V207H136ZM183 208H184V207H183ZM183 208H182V209H183ZM200 208H203V207H200ZM200 208H198V209H200ZM204 208H205V207H204ZM204 208H203V209H204ZM242 208H243V207H242ZM245 208H246V207H245ZM0 209H1V208H0ZM20 209H21V208H20ZM41 209H42V208H41ZM72 209H73V208H72ZM92 209H93V208H92ZM94 209H95V207H94ZM102 209H103V208H102ZM104 209H106V208H104ZM113 209H114V208H113ZM113 209H112V210H113ZM124 209H125V208H124ZM130 209L132 210V207H130ZM148 209H149V208H148ZM169 209H170V208H169ZM169 209H168V210H169ZM171 209H172V208H171ZM171 209H170V210H171ZM195 209H196V208H195ZM195 209H194V210H195ZM203 209H202V210H203ZM227 209H228V208H227ZM5 210H6V209H5ZM21 210H22V209H21ZM80 210H81V209H80ZM112 210H111V212H112ZM127 210H128V209H127ZM136 210H137V209H136ZM152 210H153V209H152ZM159 210H160V209H159ZM161 210H162V209H161ZM175 210H176V209H175ZM175 210H171V211L174 212ZM186 210H187V209H186ZM32 211H33V210H32ZM39 211H40V210H39ZM49 211H50V210H49ZM72 211H73V210H72ZM87 211H88V210H87ZM97 211H98V209H97ZM107 211H108V209H107ZM107 211H106V212H107ZM137 211H139V210H137ZM142 211H144V210L142 209ZM177 211H178V210H177ZM197 211H198V210H197ZM197 211H196V212H197ZM2 212H3V211H2ZM33 212H34V211H33ZM74 212H76V211H74ZM74 212H73V213H74ZM79 212H81V211H79ZM82 212H83V211H82ZM89 212H90V209H89ZM109 212H110V211H109ZM162 212H163V211H162ZM3 213H4V212H3ZM7 213H8V212H7ZM10 213H11V212H10ZM97 213H98V212H97ZM103 213H104V212H103ZM103 213H102V214H103ZM123 213H124V212H123ZM125 213H126V211H125ZM132 213H133V211H132ZM132 213H131V215H132ZM158 213H159V212H158ZM160 213H161V212H160ZM179 213H180V212H179ZM202 213H204V212H202ZM202 213H201V214H202ZM8 214H9V213H8ZM38 214H39V213H38ZM38 214H37V215H38ZM63 214H64V213H63ZM70 214H71V211H70ZM102 214H101V215H102ZM107 214H110V213H107ZM111 214H112V213H111ZM127 214H128V213H127ZM163 214H164V213H163ZM177 214H178V213H177ZM34 215H35V214H34ZM37 215H36V216H37ZM40 215H41V217H42V213H41ZM59 215H60V214H59ZM75 215H76V214H75ZM78 215L80 216V214H78ZM86 215H87V212H86ZM136 215H137V212H136ZM180 215H181V214H180ZM194 215H195V214H194ZM231 215H232V214H231ZM245 215H246V213H245ZM247 215H248V214H247ZM249 215H250V214H249ZM1 216H2V215H1ZM3 216H5V214H4ZM11 216H12V215H11ZM43 216H44V214H43ZM45 216H46V215H45ZM45 216H44V218H45ZM47 216H48V215H47ZM54 216H55V215H54ZM63 216H64V215H63ZM71 216H72V215H71ZM73 216H74V215H73ZM87 216H88V215H87ZM126 216H127V215H126ZM137 216H138V215H137ZM151 216H152V214H151ZM240 216H241V215H240ZM256 216H258V215H256ZM256 216H255V217H256ZM9 217H10V216H9ZM48 217H49V216H48ZM94 217L96 218L97 216L95 215ZM100 217H101V216H100ZM108 217H109V216H108ZM112 217H113V215H112ZM112 217H111V218H112ZM123 217H124V216H123ZM135 217H136V216H135ZM135 217H134V218H135ZM146 217H147V216H146ZM156 217H157V216H156ZM164 217H165V216H164ZM182 217H183V216H182ZM193 217H194V216H193ZM205 217H206V216H205ZM259 217H260V216H259ZM1 218H2V217H1ZM38 218H39V216H38ZM88 218H89V217H88ZM116 218H117V217H116ZM121 218H122V217H121ZM132 218H133V217H132ZM151 218H153V217H151ZM160 218H161V217H160ZM207 218H208V217H207ZM257 218H258V217H257ZM263 218H264V217H263ZM45 219H46V218H45ZM60 219H61V218H60ZM76 219H77V218H76ZM76 219H75V220H76ZM85 219H86V218H85ZM96 219H97V218H96ZM96 219H94V220L96 221ZM98 219H99V218H98ZM118 219H119V218H118ZM129 219H130V216H128V219H127V220H129ZM147 219H148V218H147ZM185 219H186V218H185ZM194 219H195V218H194ZM213 219H214V218H213ZM215 219H216V218H215ZM258 219H259V218H258ZM7 220H8V218H7ZM9 220H10V219H9ZM24 220H26V219H24ZM37 220H38V219H37ZM39 220H40V219H39ZM101 220H102V219H101ZM124 220H125V219H124ZM134 220H135V219H134ZM148 220H149V219H148ZM245 220H246V219H245ZM43 221H44V220H43ZM53 221H54V220H53ZM56 221H57V220H56ZM64 221H65V220H64ZM76 221H78V219H77ZM85 221H86V220H85ZM90 221H91V220H90ZM92 221H93V220H92ZM99 221H100V220H99ZM99 221H98V222H99ZM108 221H110V219H109ZM108 221H107V222H108ZM119 221H121V220H119ZM145 221H146V220H145ZM152 221H154V219H152ZM152 221H151V222H152ZM156 221H157V220H156ZM160 221H161V219H160ZM172 221H173V220H172ZM180 221H181V220H180ZM185 221H186V220H185ZM190 221H191V220H190ZM203 221H204V220H203ZM235 221H236V220H235ZM251 221H252V220H251ZM261 221H262V220H261ZM5 222H6V221H5ZM5 222H4V223H5ZM25 222H26V221H25ZM45 222H46V221H45ZM50 222H51V221H50ZM57 222H59V221H57ZM79 222H81V221H79ZM87 222H88V220H87ZM110 222H111V221H110ZM148 222H149V221H148ZM158 222H159V220H158ZM169 222H170V221H169ZM183 222H184V221H183ZM218 222H219V221H218ZM221 222H222V221H221ZM257 222H258V220H257ZM257 222H256V223H257ZM27 223H28V221H27ZM63 223H64V222H63ZM71 223H72V222H71ZM71 223H70V224H71ZM89 223H90V222H89ZM102 223H103V222H102ZM105 223H106V222H105ZM127 223H128V221H127ZM127 223L125 224L126 226L129 225V224L127 225ZM129 223H130V222H129ZM133 223H134V222H133ZM135 223H136V222H135ZM146 223H147V222H146ZM146 223H145V224H146ZM197 223H198V222H197ZM254 223H255V221H254ZM0 224H1V223H0ZM14 224H15V223H14ZM30 224H31V223H30ZM46 224H47V223H46ZM51 224H52V223H51ZM74 224H75V222H74ZM82 224H85V223H82ZM82 224H81V225H82ZM97 224H98V223H97ZM119 224H120V223H119ZM169 224H170V223H169ZM219 224H221V223H219ZM1 225H2V224H1ZM4 225H5V224H4ZM4 225H3V226H4ZM8 225H9V224H8ZM37 225H38V224H37ZM53 225H54V224H53ZM102 225H104V223L101 224V226H102ZM105 225H106V224H105ZM108 225H110V224H108ZM121 225H122V224H121ZM131 225H133V224H131ZM146 225H147V224H146ZM175 225H176V224H175ZM182 225H183V224H182ZM237 225H238V224H237ZM237 225H236V226H237ZM6 226H7V225H6ZM20 226H21V225H20ZM25 226H26V225H25ZM25 226H24V227H25ZM29 226H30V225H29ZM31 226H32V225H31ZM72 226H73V224H72ZM98 226H99V225H98ZM106 226H107V225H106ZM106 226H105V227H106ZM136 226H137V225H136ZM143 226H144V225H143ZM172 226L174 227V225H172ZM194 226H195V225H194ZM42 227H45V225L42 226ZM53 227H54V226H53ZM74 227H75V226H74ZM78 227H79V225H78ZM87 227H88V226H87ZM108 227H109V226H108ZM110 227H111V226H110ZM110 227H109V228H110ZM128 227H131V226H128ZM140 227H141V226H140ZM151 227H152V226H151ZM173 227H171V228H173ZM214 227H215V226H214ZM3 228H4V227H3ZM25 228H26V227H25ZM31 228H32V227H30V229H31ZM76 228H77V224H76ZM80 228H81V227H80ZM102 228H103V227H102ZM124 228L126 229V227H124ZM138 228H139V227H138ZM156 228H157V227H156ZM174 228H175V227H174ZM193 228H195V227H193ZM249 228H250V227H249ZM42 229H43V228H42ZM44 229H45V228H44ZM44 229H43V230H44ZM88 229H89V228H88ZM92 229H93V228H92ZM98 229H99V228H98ZM112 229H113V228H112ZM116 229H117V227H116ZM120 229H121V226H120ZM127 229H128V228H127ZM136 229H137V228H136ZM136 229H135V230H136ZM140 229H141V228H140ZM142 229H143V228H142ZM147 229H148V227H147ZM147 229H146V230H147ZM159 229H160V228H159ZM166 229H167V228H166ZM198 229H200V228H198ZM211 229H212V228H211ZM213 229H214V228H213ZM219 229H220V228H219ZM219 229H218V230H219ZM251 229H252V228H251ZM28 230H29V229H28ZM43 230H42V231H43ZM103 230H105V229H103ZM108 230H109V229H108ZM121 230H122V229H121ZM133 230H134V229H133ZM177 230H178V229H177ZM207 230H208V229H207ZM218 230H217V231H218ZM20 231H21V230H20ZM26 231H27V230H26ZM32 231H33V230H32ZM55 231H56V230H55ZM66 231H69V230H66ZM84 231H85V230H84ZM92 231H93V230H92ZM94 231H95V230H94ZM97 231H98V230H97ZM97 231H95V232H97ZM100 231H101V228H100ZM106 231H107V230H106ZM106 231H105V232H106ZM126 231H127V230H126ZM140 231H141V230H140ZM142 231H143V230H142ZM149 231H150V229H149ZM149 231H145V232H147V234H148ZM153 231H154V229L152 230V232H153ZM162 231H163V230H162ZM168 231H169V230H168ZM170 231H172V230H170ZM170 231H169V232H170ZM212 231H213V230H212ZM215 231H216V230H215ZM21 232H22V231H21ZM21 232H20L19 234H21ZM33 232H34V231H33ZM36 232H37V230H36ZM61 232L64 233V231H62V230H61ZM110 232H111V231H110ZM112 232H113V231H112ZM119 232H120V231H119ZM134 232H135V231H134ZM137 232H139V231H137ZM169 232H168V233H169ZM177 232H178V231H177ZM213 232H214V231H213ZM263 232H264V231H263ZM22 233H23V232H22ZM47 233H49V231H48ZM59 233H60V232H59ZM70 233H71V232H70ZM92 233H93V232H92ZM97 233H98V232H97ZM97 233H95V234H97ZM107 233H108V231H107ZM126 233H128V232H126ZM131 233H132V232H131ZM135 233H136V232H135ZM161 233H162V232H161ZM208 233H209V232H208ZM253 233H254V232H253ZM19 234H17V235H19ZM123 234H124V233H123ZM164 234H166V233H164ZM164 234H163V236H164ZM182 234H183V233H182ZM26 235H27V234H26ZM31 235H32V234H31ZM39 235H40V234H39ZM62 235H63V234H62ZM103 235H104V234H103ZM107 235H108V234H107ZM112 235H113V234H112ZM116 235H118V234L116 233ZM119 235H120V233H119ZM121 235H122V234H121ZM121 235H120V236H121ZM125 235H126V234H125ZM125 235H124V236H125ZM128 235H130V234H128ZM131 235H132V234H131ZM148 235H149V234H148ZM168 235H169V234H168ZM168 235H167V236H168ZM198 235H199V234H198ZM198 235H197V236H198ZM213 235H214V234H213ZM28 236H29V235H28ZM32 236H33V238H34L35 235H32ZM40 236L42 237V235H40ZM55 236H57V235H55ZM55 236H54V237H55ZM60 236H61V235H60ZM84 236H85V235H84ZM90 236H91V235H90ZM93 236H94V235H93ZM97 236H99V234H97ZM97 236H96V238H97ZM114 236H115V235H113V237H114ZM135 236H137V235H135ZM142 236H143V235H142ZM142 236H141V237H142ZM144 236H145V235H144ZM150 236L153 237L152 235H150ZM161 236H162V235H161ZM167 236H166V237H167ZM174 236H175V235H174ZM180 236L182 237L183 235H180ZM201 236H202V235H201ZM204 236H205V235H204ZM15 237H16V236H15ZM38 237H39V236H38ZM50 237H51V236H50ZM52 237H53V236H52ZM58 237H59V235H58ZM80 237H81V236H80ZM91 237H92V236H91ZM99 237H101V236H99ZM106 237H107V236H106ZM108 237H109V236H108ZM133 237H134V234H133ZM133 237H132V238H133ZM141 237H140V239H142ZM145 237H146V236H145ZM145 237H143V238H145ZM151 237H150V238H151ZM164 237H165V236H164ZM219 237H220V236H219ZM228 237H229V236H228ZM33 238H32V239H33ZM46 238H47V237H46ZM59 238H60V237H59ZM75 238H76V237H75ZM111 238H112V237H111ZM122 238H123V237H122ZM124 238H126V237H124ZM128 238H129V237H128ZM134 238H136V237H134ZM137 238H138V236H137ZM150 238H149V239H150ZM161 238H162V237H161ZM167 238H168V237H167ZM182 238H183V237H182ZM182 238H181V241H182ZM192 238H193V237H192ZM247 238H248V237H247ZM17 239H18V238H17ZM23 239H24V238H23ZM23 239H22V240H23ZM49 239H50V238H49ZM53 239H54V238H53ZM67 239H68V238H67ZM86 239H88V238H86ZM94 239H95V238H94ZM101 239H105V238H101ZM106 239H107V238H106ZM108 239H110V238H108ZM119 239H120V238H119ZM126 239H127V238H126ZM130 239H131V238H130ZM130 239H127V240L130 241ZM222 239H223V238H222ZM226 239H227V238H226ZM228 239H229V238H228ZM34 240H35V239H34ZM37 240H38V239H37ZM58 240H59V239H58ZM62 240H63V239H62ZM70 240H71V239H70ZM76 240H77V239H76ZM82 240H83V239H82ZM97 240L100 242L99 238H98ZM97 240L95 239V241H97ZM115 240H117V239H115ZM120 240H121V239H120ZM120 240H119V241H120ZM127 240H126V241H127ZM145 240H146V238H145ZM155 240H156V239H155ZM186 240H188V239H186ZM198 240H200V239H198ZM202 240H204V239H202ZM208 240H209V239H208ZM208 240H207V242H208ZM217 240H218V239H217ZM219 240H221V239H219ZM223 240H224V239H223ZM255 240H256V239H255ZM24 241H25V240H24ZM72 241H73V240H72ZM78 241H79V240H78ZM93 241H94V240H93ZM104 241H105V240H104ZM106 241H107V240H106ZM134 241H135V240H134ZM143 241H144V240H143ZM143 241H142V242H143ZM172 241H173V240H172ZM210 241H211V240H210ZM251 241H253V240H251ZM21 242H22V241H21ZM33 242H34V241H33ZM33 242H32V243H33ZM40 242H41V241H40ZM51 242H52V241H51ZM56 242H57V241H56ZM130 242H131V241H130ZM185 242H186V241H185ZM191 242H192V241H191ZM196 242H198V241H196ZM196 242H195V243H196ZM223 242H225V241H223ZM263 242H264V241H263ZM17 243H18V242H17ZM22 243H23V242H22ZM32 243H31V244H32ZM58 243H59V242H58ZM70 243H71V242H70ZM124 243H125V242H124ZM133 243H134V242H133ZM139 243H140V242H139ZM145 243H146V242H145ZM193 243H194V242H193ZM198 243H199V242H198ZM215 243H216V242H215ZM18 244L20 245V243H18ZM41 244H42V243H41ZM44 244H45V243H44ZM55 244H56V243H55ZM79 244H80V243H79ZM84 244H86V243H84ZM84 244H83V245H84ZM98 244H99V243H98ZM130 244H131V243H130ZM134 244H135V243H134ZM142 244H143V243H142ZM166 244H167V243H166ZM202 244H203V243H202ZM212 244H214V243L212 242ZM223 244H225V243H223ZM34 245H35V244H34ZM57 245H59V244H57ZM70 245H71V244H70ZM72 245H73V244H72ZM88 245H89V244H88ZM112 245H113V244H112ZM121 245H122V244H121ZM121 245H120V247H121ZM127 245H128V244H127ZM143 245H144V244H143ZM152 245H153V244H152ZM188 245H189V244H188ZM215 245H216V244H215ZM228 245H229V243H228ZM238 245H239V243H238ZM247 245H248V244H247ZM47 246H48V245L46 244L45 247H47ZM81 246H82V245H81ZM97 246H100V245H97ZM103 246H104V245H103ZM118 246H119V245H118ZM125 246H126V245H125ZM140 246H141V245H140ZM153 246H154V245H153ZM169 246H170V245H169ZM240 246H241V245H240ZM13 247H14V246H13ZM24 247H25V245H24ZM34 247H35V246H34ZM69 247H70V246H69ZM83 247H85V245H84ZM86 247H87V246H86ZM88 247H89V246H88ZM101 247H102V246H101ZM110 247H111V244H110ZM123 247H124V245L122 246V248H123ZM180 247H181V246H180ZM186 247H187V246H186ZM232 247H233V246H232ZM59 248H60V247H59ZM102 248H103V247H102ZM107 248H108V247H107ZM124 248H125V247H124ZM144 248H146V247H144ZM214 248H215V247H214ZM258 248H259V247H258ZM30 249H31V248H30ZM35 249H36V248H35ZM38 249H39V248H38ZM38 249H37V250H38ZM55 249H56V248H55ZM57 249H58V248H57ZM61 249H62V248H61ZM71 249H72V248H71ZM110 249H111V248H110ZM115 249H116V248H115ZM130 249H131V248H130ZM132 249H134V247H133ZM141 249H142V248H141ZM187 249H188V248H187ZM187 249H186V250H187ZM194 249H195V247H194ZM253 249H254V248H253ZM27 250H29V249L27 248ZM52 250H53V249H52ZM76 250H77V249H76ZM76 250H75V251H76ZM88 250H89V248H88ZM91 250H92V249H91ZM111 250H113V249H111ZM121 250H122V249H121ZM124 250H125V249H124ZM138 250H139V249H138ZM145 250H146V249H145ZM203 250H204V249H203ZM210 250H211V249H210ZM35 251H36V250H35ZM49 251H50V250H49ZM65 251H66V250H65ZM86 251H87V250H86ZM97 251H99V250H97ZM115 251H116V250H115ZM133 251H134V250H133ZM133 251H131V252H133ZM165 251H166V250H165ZM19 252H20V251H19ZM23 252H24V250H23ZM36 252H37V251H36ZM39 252H41V250H40ZM56 252H57V251H56ZM62 252H63V251H62ZM87 252H88V251H87ZM102 252H103V251H102ZM102 252H101V253H102ZM107 252H109L108 249H107ZM118 252H119V251H118ZM136 252H137V251H136ZM226 252H227V251H226ZM260 252H261V251H260ZM26 253H28V252H26ZM33 253H34V252H33ZM75 253H76V252H75ZM94 253H95V252H94ZM123 253H124V252H123ZM146 253H147V252H146ZM234 253H235V252H234ZM263 253H264V252H263ZM47 254H48V253H47ZM59 254H60V252H59ZM64 254L66 255V254H67V251H66V253H64ZM70 254H71V253H70ZM95 254H96V253H95ZM98 254H99V252H98ZM108 254H109V253H108ZM112 254H113V253H112ZM129 254H130V253H129ZM134 254H135V253H134ZM144 254H145V253H144ZM208 254H210V253H208ZM21 255H22V254H21ZM71 255H73V252H72ZM71 255H70V256H71ZM115 255H116V254H115ZM118 255H119V254H118ZM122 255H124V254H122ZM125 255H127V253H126ZM132 255H133V254H132ZM210 255H211V254H210ZM216 255H217V254H216ZM226 255H228V254H226ZM262 255H263V254H262ZM31 256H32V255H31ZM38 256H39V254H38ZM40 256H41V255H40ZM59 256H60V255H59ZM63 256H64V255H63ZM101 256H102V255H101ZM119 256H120V255H119ZM130 256H131V255H130ZM135 256H136V254H135ZM135 256H134V257H135ZM168 256H169V255H168ZM42 257H43V256H42ZM54 257H55V256H54ZM96 257H97V256H96ZM107 257H108V256H107ZM107 257H106V259H107ZM122 257H123V256H122ZM128 257H129V256H128ZM220 257H221V256H220ZM244 257H245V256H244ZM48 258H49V257H48ZM64 258H65V257H64ZM67 258H71V257H67ZM72 258H73V257H72ZM86 258H87V257H86ZM89 258H90V257H89ZM205 258H206V257H205ZM34 259H35V258H34ZM57 259H58V258H57ZM57 259H56L55 262H57ZM78 259H79V258H78ZM94 259H95V258H94ZM109 259H110V258H109ZM111 259H112V258H111ZM132 259H134V258H132ZM132 259H131V260H132ZM186 259H187V258H186ZM198 259H199V258H198ZM209 259H210V258H209ZM38 260H39V259H38ZM65 260H66V258H65ZM80 260H81V259H80ZM80 260H78L79 263H80ZM90 260H91V258H90ZM112 260H114V259H112ZM251 260H252V259H251ZM68 261H69V259H68ZM72 261H73V260H72ZM75 261H76V260H75ZM75 261H73V262H75ZM106 261H107V260H106ZM116 261H117V260H116ZM240 261H241V260H240ZM41 262H42V261H41ZM43 262H44V261H43ZM66 262H67V261H66ZM69 262H70V261H69ZM84 262H85V261H84ZM87 262H88V260H87ZM138 262H139V261H138ZM204 262H206V264H207V260L204 261ZM27 263H28V262H27ZM36 263H37V262H36ZM49 263H50V262H49ZM92 263H93V262H92ZM103 263H104V262H103ZM160 263H161V262H160ZM235 263H236V262H235ZM252 263H253V262H252ZM42 264H43V263H42ZM64 264H65V262H64ZM72 264H73V263H72ZM75 264H76V263H75ZM84 264H85V263H84ZM122 264H123V263H122ZM137 264H138V263H137ZM215 264H216V261H215ZM219 264H220V263H219ZM240 264H241V263H240Z\"/></svg>",
    "mask_w": 264,
    "mask_h": 264
}]
</instances>
